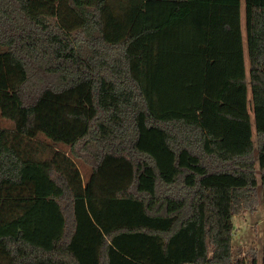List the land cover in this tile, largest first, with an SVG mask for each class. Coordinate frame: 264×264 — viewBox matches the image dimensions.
Wrapping results in <instances>:
<instances>
[{
  "label": "trees",
  "instance_id": "obj_1",
  "mask_svg": "<svg viewBox=\"0 0 264 264\" xmlns=\"http://www.w3.org/2000/svg\"><path fill=\"white\" fill-rule=\"evenodd\" d=\"M248 1L244 42L229 0H0V264H247L232 220L264 204Z\"/></svg>",
  "mask_w": 264,
  "mask_h": 264
},
{
  "label": "rangeland",
  "instance_id": "obj_2",
  "mask_svg": "<svg viewBox=\"0 0 264 264\" xmlns=\"http://www.w3.org/2000/svg\"><path fill=\"white\" fill-rule=\"evenodd\" d=\"M232 2L239 3L242 6V32L244 42H246V31H245V8L244 6L249 2L248 0H229ZM257 2H262L258 0ZM246 48V46H245ZM245 63H246V74L249 81V61L248 55L245 49ZM251 95V94H250ZM249 107H252V99L249 96ZM251 117L253 119V113L251 111ZM0 121L4 126L8 125L9 122L3 120L0 117ZM7 122V124H6ZM259 204L257 212L255 213H243L242 215L235 216L232 220L234 232L232 242V255L233 260L245 261L247 264L252 263V259L257 255L258 264L262 263V256L264 251V204H263V193L259 191Z\"/></svg>",
  "mask_w": 264,
  "mask_h": 264
},
{
  "label": "crops",
  "instance_id": "obj_3",
  "mask_svg": "<svg viewBox=\"0 0 264 264\" xmlns=\"http://www.w3.org/2000/svg\"><path fill=\"white\" fill-rule=\"evenodd\" d=\"M0 127H4V124L0 121ZM85 176V173H84Z\"/></svg>",
  "mask_w": 264,
  "mask_h": 264
}]
</instances>
